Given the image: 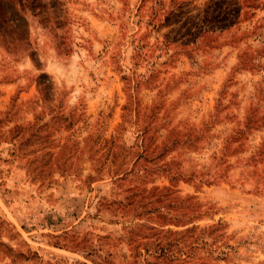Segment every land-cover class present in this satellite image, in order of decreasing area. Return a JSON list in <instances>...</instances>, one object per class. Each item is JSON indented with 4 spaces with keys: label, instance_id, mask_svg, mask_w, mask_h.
<instances>
[{
    "label": "rangeland",
    "instance_id": "1",
    "mask_svg": "<svg viewBox=\"0 0 264 264\" xmlns=\"http://www.w3.org/2000/svg\"><path fill=\"white\" fill-rule=\"evenodd\" d=\"M0 264H264V0H0Z\"/></svg>",
    "mask_w": 264,
    "mask_h": 264
},
{
    "label": "trees",
    "instance_id": "2",
    "mask_svg": "<svg viewBox=\"0 0 264 264\" xmlns=\"http://www.w3.org/2000/svg\"><path fill=\"white\" fill-rule=\"evenodd\" d=\"M166 146H164L163 148H165ZM166 149H168V148H166ZM165 150V149H164Z\"/></svg>",
    "mask_w": 264,
    "mask_h": 264
}]
</instances>
